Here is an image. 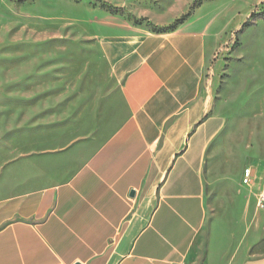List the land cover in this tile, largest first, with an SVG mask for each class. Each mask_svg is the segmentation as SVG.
Wrapping results in <instances>:
<instances>
[{
	"label": "crops",
	"instance_id": "1",
	"mask_svg": "<svg viewBox=\"0 0 264 264\" xmlns=\"http://www.w3.org/2000/svg\"><path fill=\"white\" fill-rule=\"evenodd\" d=\"M103 27L116 90L91 140L46 156L35 186H6L0 264H264L249 257L259 231L226 259L220 222L198 252L205 163L223 127L205 89L215 58L208 32L192 20L167 33L119 19Z\"/></svg>",
	"mask_w": 264,
	"mask_h": 264
},
{
	"label": "rangeland",
	"instance_id": "2",
	"mask_svg": "<svg viewBox=\"0 0 264 264\" xmlns=\"http://www.w3.org/2000/svg\"><path fill=\"white\" fill-rule=\"evenodd\" d=\"M114 19L155 32L192 20L208 32L215 58L205 89L223 127L206 158L198 252L220 222L226 259L258 231L249 257L264 256V0H0V202L6 186H35L37 164L54 158L46 156L92 139L116 90L101 45Z\"/></svg>",
	"mask_w": 264,
	"mask_h": 264
},
{
	"label": "built area",
	"instance_id": "3",
	"mask_svg": "<svg viewBox=\"0 0 264 264\" xmlns=\"http://www.w3.org/2000/svg\"><path fill=\"white\" fill-rule=\"evenodd\" d=\"M253 177H254L253 171L251 169H246L244 172V183L249 185ZM258 206L259 208L264 209V194L260 195Z\"/></svg>",
	"mask_w": 264,
	"mask_h": 264
},
{
	"label": "trees",
	"instance_id": "4",
	"mask_svg": "<svg viewBox=\"0 0 264 264\" xmlns=\"http://www.w3.org/2000/svg\"><path fill=\"white\" fill-rule=\"evenodd\" d=\"M249 25L248 24H246L245 26H244V28L245 27H248ZM171 31H173V30H171ZM153 32H155V31H153ZM167 32H169V31H167ZM167 32H156V33H167Z\"/></svg>",
	"mask_w": 264,
	"mask_h": 264
},
{
	"label": "water",
	"instance_id": "5",
	"mask_svg": "<svg viewBox=\"0 0 264 264\" xmlns=\"http://www.w3.org/2000/svg\"><path fill=\"white\" fill-rule=\"evenodd\" d=\"M132 195H135V192H133Z\"/></svg>",
	"mask_w": 264,
	"mask_h": 264
}]
</instances>
